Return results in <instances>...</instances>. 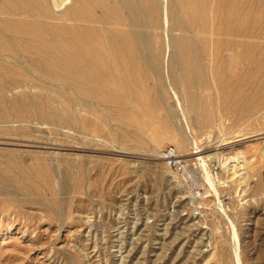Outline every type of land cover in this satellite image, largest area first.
Instances as JSON below:
<instances>
[{
  "label": "rangeland",
  "instance_id": "obj_1",
  "mask_svg": "<svg viewBox=\"0 0 264 264\" xmlns=\"http://www.w3.org/2000/svg\"><path fill=\"white\" fill-rule=\"evenodd\" d=\"M34 85L16 93L34 96ZM262 101L246 127L251 138L233 144L223 139L245 125L232 118L227 131L207 133L180 116L172 126L150 121L127 138L118 121L81 103L65 106L75 117L63 126L38 118L0 125L17 141L0 142V264H264ZM36 159L48 164L53 192L25 187Z\"/></svg>",
  "mask_w": 264,
  "mask_h": 264
},
{
  "label": "bare ground",
  "instance_id": "obj_2",
  "mask_svg": "<svg viewBox=\"0 0 264 264\" xmlns=\"http://www.w3.org/2000/svg\"><path fill=\"white\" fill-rule=\"evenodd\" d=\"M61 1L0 0V125L63 126L75 114L65 106L81 103L118 121L122 137L180 116L200 133L226 129V118L245 125L223 144L251 138L264 99V0H69L55 10ZM29 83L34 96L16 93ZM25 177L37 196L55 189L43 160Z\"/></svg>",
  "mask_w": 264,
  "mask_h": 264
},
{
  "label": "built area",
  "instance_id": "obj_3",
  "mask_svg": "<svg viewBox=\"0 0 264 264\" xmlns=\"http://www.w3.org/2000/svg\"><path fill=\"white\" fill-rule=\"evenodd\" d=\"M169 153V152H168Z\"/></svg>",
  "mask_w": 264,
  "mask_h": 264
}]
</instances>
